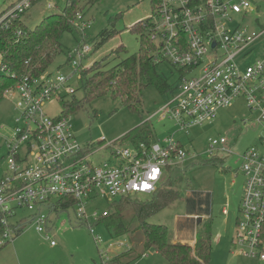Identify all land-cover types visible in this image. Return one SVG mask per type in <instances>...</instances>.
Segmentation results:
<instances>
[{"label":"built area","instance_id":"obj_1","mask_svg":"<svg viewBox=\"0 0 264 264\" xmlns=\"http://www.w3.org/2000/svg\"><path fill=\"white\" fill-rule=\"evenodd\" d=\"M36 1L18 0L0 17V27L20 19ZM257 1L264 0H159L151 18L153 47L148 54L154 62L164 61L186 72L179 76L180 84L171 97L147 121L154 116L168 118L174 121L177 131L187 132L214 121L219 109L243 98L264 131V55L240 67L241 55L250 54L248 47L264 36V27L248 34L246 27L230 24L233 14L247 13ZM46 7L54 5L48 3ZM88 24L80 12L71 21L82 36ZM89 51L84 43L66 50V64L72 69L68 75H52L45 70L38 76L19 79L3 93L17 115L11 135L4 139L7 154L6 169L0 175V246L22 228L23 220L16 226L10 221L19 208L33 212L32 220L40 233L46 231L47 219L42 208H59L55 201L60 198L73 199L76 219L85 221L89 218V201L152 194L167 168H181L184 160L198 156L174 139L176 130L165 136L163 145L153 141L129 149L117 140L104 142L101 136L99 142L104 144L98 148L83 146L75 138L67 115L49 116L44 104L75 93L69 81ZM0 76H14L1 56ZM226 142L225 137L209 139L204 153L209 159L218 152L232 153ZM101 149L109 150V158L93 163V154ZM235 155L241 160L244 182L232 245L239 247L244 257L264 264V154L251 147ZM105 215L106 211L93 212L90 217L95 223ZM89 230L94 241L102 243L92 226ZM45 238L49 239L47 231ZM49 243L55 244L51 239ZM108 261L103 252L101 264Z\"/></svg>","mask_w":264,"mask_h":264},{"label":"rangeland","instance_id":"obj_2","mask_svg":"<svg viewBox=\"0 0 264 264\" xmlns=\"http://www.w3.org/2000/svg\"><path fill=\"white\" fill-rule=\"evenodd\" d=\"M17 1L0 0V17ZM48 3L54 7L48 9L46 7ZM64 4V0H38L32 3L22 19L26 26L32 29L43 17L60 11L57 6L62 8ZM252 4L253 9L247 13L233 14V21L230 23L233 26L246 27L248 34L258 33L264 27V1ZM78 8L84 19L89 21L87 28L84 29V36L78 28H74L72 32L64 31L59 38L62 52L46 71L52 75L56 72L68 75L72 69L66 64V50L81 43L86 44L90 51L81 60V67L77 68L75 77L69 81V85L75 89L73 95L81 100L85 94L83 89L85 77H82L80 72L90 68L94 62H99L100 68L107 70L125 57L138 53L139 35L130 27L142 19L152 18L154 11L150 0H98L93 4L81 0ZM153 21L157 22L158 18L154 16ZM104 29H114L116 33L109 39L101 41L99 34ZM119 46H122L123 50L115 52ZM248 50L250 54L241 55V68L264 55V36L256 38ZM156 70L174 92L176 86L180 84L178 69L165 62H159ZM90 75L92 74L88 73L86 77ZM172 92L160 93L155 87L147 86L143 88L140 99L135 104L136 110L129 109L119 98H113L110 93H106L89 102H82L79 109L67 113V116L74 136L81 145L92 144L98 148L104 142L118 140V144L132 149L134 144L130 140H122L121 137L146 121L149 115L171 97ZM73 95L44 104V111L49 116L60 115L64 109L63 103ZM16 115L17 110L11 100L2 97L0 175L6 169L7 148L4 139L11 135ZM256 117L257 114L249 111L244 99L237 98L228 107L219 109L214 121L191 127L187 132L177 131L174 121L168 118L159 119L154 116L146 121L152 129L154 141L160 145L164 144L163 139L168 133L176 130L174 139L181 143L184 150L198 154L194 159L184 160L181 168L172 172V176L177 177L178 198L148 217L146 222L167 226L169 243L182 242L192 246L196 231L209 220L211 233L209 264H262L255 259L244 257L239 247L232 245L244 181L240 171L241 160L235 154H240L251 147L264 154V131L255 122ZM243 121H246V124H243ZM101 136L105 137L104 142H99ZM220 137L227 138L226 146L232 153L218 152L209 160L204 153L208 140ZM109 156L108 149L97 150L91 161L103 162ZM167 176L166 172L161 181L164 182ZM197 195L207 202L202 206L207 208V212L200 214L199 219L194 216L197 214L187 215L193 213L188 210L187 200L197 198ZM130 196L144 200L150 195L133 193ZM119 198L89 201L86 206L89 218L85 221L76 219L74 207L65 210L43 207L42 211L47 216L45 228L49 239L45 238L46 231L42 233L36 231L32 220L33 212L24 208L17 209L15 216L10 219L11 223L16 226L19 220L24 222L21 230L13 232L10 239L0 246V264H101L103 252L111 259L129 247L132 248L133 258L128 264H167L154 249H143L142 235L135 230L137 223L135 220H129L130 210L121 213L123 219L130 223L128 234L114 237L103 221L99 219L94 223L91 214L106 211L112 201ZM202 207L196 212H202ZM111 211L114 212L113 209ZM89 226L101 236L102 243L97 244L94 241ZM50 239L55 242L54 245H50ZM120 242L125 244L120 245ZM110 244L113 248H109ZM141 253L146 256H141ZM137 254L140 255L134 257Z\"/></svg>","mask_w":264,"mask_h":264},{"label":"trees","instance_id":"obj_3","mask_svg":"<svg viewBox=\"0 0 264 264\" xmlns=\"http://www.w3.org/2000/svg\"><path fill=\"white\" fill-rule=\"evenodd\" d=\"M80 1L64 0L65 4L60 11L43 17L32 29L26 26L22 19L23 15L20 19L9 23L6 28L0 27V56L14 73L13 77L0 76V99L3 97V93L13 87L19 79L25 76H38L47 70L57 55L62 52L59 38L64 31H73L71 21L79 12L78 4ZM87 1L93 4L98 0ZM150 3L153 5V11H155L159 0H150ZM152 26L150 17L142 19L130 27L139 35L138 53L125 57L117 65L107 70H102L100 63L94 62L90 68L81 71L80 75L85 77L83 84L85 94L81 100L73 95L65 101L62 113L67 115V113L79 109L82 102H89L91 99L106 93H110L113 98H119L131 110H136L135 104L140 99L141 91L147 86L155 87L160 93L168 91L171 93L172 90L169 89L166 80L156 70L159 62H154L152 56L148 54V50L153 47L150 40V34L153 31ZM115 33L114 29H104L99 35L101 41H104ZM121 50L123 47L119 46L115 52ZM161 62L164 63V61ZM166 64L178 69L169 63ZM178 71L180 75H183L186 69H178ZM88 73L92 75L86 77ZM146 121L132 128L121 139L130 140L135 147L140 143L149 145L154 141V134ZM176 169H166L168 174L166 180L161 181L148 198L141 200L135 197L131 198V196L120 197L119 200L112 201L106 210V215L99 219L106 224L108 230L112 232V236L119 237L129 233L130 223L123 219L121 213L130 210L129 220L136 221L135 230H138L142 235L144 250L154 249L166 260L167 264H209L211 253L209 220L204 222L196 231L192 246L182 242L169 243L167 241V226L146 222L148 217L178 198L177 177L172 176L173 170ZM196 197L187 200L188 210L193 212L188 213L189 215H200L207 212V208L202 207L204 203H207L206 200L198 195ZM55 202L60 209L64 210L74 205V200L71 198H60ZM201 207L202 212H196L201 210ZM112 209L114 212L111 211ZM131 249L113 256L109 259L108 264H128L133 258L131 257Z\"/></svg>","mask_w":264,"mask_h":264},{"label":"crops","instance_id":"obj_4","mask_svg":"<svg viewBox=\"0 0 264 264\" xmlns=\"http://www.w3.org/2000/svg\"><path fill=\"white\" fill-rule=\"evenodd\" d=\"M57 8H58V10H60V9H61V8H60V7H58V6H57ZM243 182H244V181H243ZM242 187H243V185H242ZM187 215H189V214H187ZM189 216H191V215H189ZM194 216H195L196 218L198 217V219H199V218H201V215H194ZM199 216H200V217H199ZM20 230H21V229H20Z\"/></svg>","mask_w":264,"mask_h":264}]
</instances>
